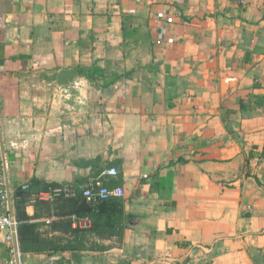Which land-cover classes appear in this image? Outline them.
<instances>
[{
  "label": "crops",
  "instance_id": "1",
  "mask_svg": "<svg viewBox=\"0 0 264 264\" xmlns=\"http://www.w3.org/2000/svg\"><path fill=\"white\" fill-rule=\"evenodd\" d=\"M0 149L20 264H264V0H0ZM34 180L119 181L122 241Z\"/></svg>",
  "mask_w": 264,
  "mask_h": 264
},
{
  "label": "trees",
  "instance_id": "2",
  "mask_svg": "<svg viewBox=\"0 0 264 264\" xmlns=\"http://www.w3.org/2000/svg\"><path fill=\"white\" fill-rule=\"evenodd\" d=\"M109 189H115L120 186L119 181H108L105 183ZM29 188H19L15 193V208L18 222L20 215L23 214L27 206L49 207L61 205L70 209L69 212L63 213L62 216H68L67 221L70 224V217L76 215L80 218H88L92 222V228L89 231H76L79 234L93 232L97 236L117 240L120 243L125 232V217L123 208V199L111 197L105 201L88 202L82 196V189L79 186H69L76 190V196L73 198L60 197L51 202H40L39 195L49 188L61 187L60 185H49L44 187L43 183L34 180L29 183ZM53 224L63 219L61 214H54ZM19 236H21V226L18 227Z\"/></svg>",
  "mask_w": 264,
  "mask_h": 264
},
{
  "label": "built area",
  "instance_id": "3",
  "mask_svg": "<svg viewBox=\"0 0 264 264\" xmlns=\"http://www.w3.org/2000/svg\"><path fill=\"white\" fill-rule=\"evenodd\" d=\"M2 155V150L0 149V156ZM118 176V171L114 168H110L104 177ZM28 189L29 186L24 187ZM76 190L69 186H61L55 188H49L47 191L42 192L39 195L40 202H51L57 198H73L76 196ZM82 196L88 202L93 201H105L111 197L123 198L124 191L121 187L115 189H109L106 187L105 182L101 180H94L90 184L82 188ZM12 214V203L10 200V191L4 181L0 180V233H4L5 242L10 247V251L14 258L16 257V249L14 247V241L17 238V223ZM73 228L78 231H88L92 228V222L88 218H78L73 219ZM10 264H16L12 260Z\"/></svg>",
  "mask_w": 264,
  "mask_h": 264
},
{
  "label": "water",
  "instance_id": "4",
  "mask_svg": "<svg viewBox=\"0 0 264 264\" xmlns=\"http://www.w3.org/2000/svg\"><path fill=\"white\" fill-rule=\"evenodd\" d=\"M12 217H13V216H12ZM14 247H15V249H16V261H17L18 264H20V262H19V251H18V242H17V238H16L15 241H14Z\"/></svg>",
  "mask_w": 264,
  "mask_h": 264
}]
</instances>
